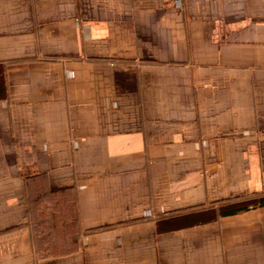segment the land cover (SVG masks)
<instances>
[{"label": "crops", "instance_id": "obj_1", "mask_svg": "<svg viewBox=\"0 0 264 264\" xmlns=\"http://www.w3.org/2000/svg\"><path fill=\"white\" fill-rule=\"evenodd\" d=\"M257 197L264 0H0V264H264Z\"/></svg>", "mask_w": 264, "mask_h": 264}, {"label": "trees", "instance_id": "obj_2", "mask_svg": "<svg viewBox=\"0 0 264 264\" xmlns=\"http://www.w3.org/2000/svg\"><path fill=\"white\" fill-rule=\"evenodd\" d=\"M264 205V197H257L253 200H250L248 202H243L242 204L237 205H226L222 207V212L227 214L235 213L236 211L243 210L248 208V206H261ZM221 212V213H222Z\"/></svg>", "mask_w": 264, "mask_h": 264}, {"label": "rangeland", "instance_id": "obj_3", "mask_svg": "<svg viewBox=\"0 0 264 264\" xmlns=\"http://www.w3.org/2000/svg\"><path fill=\"white\" fill-rule=\"evenodd\" d=\"M42 244H44V245H42ZM42 244H40L39 246L41 247H46V249H49V251L50 252H56V251H58L59 249H60V244H56V243H54L53 245L51 244H46V243H42Z\"/></svg>", "mask_w": 264, "mask_h": 264}]
</instances>
